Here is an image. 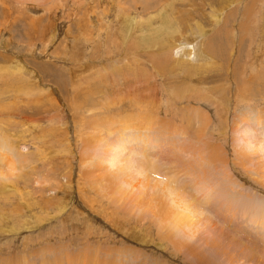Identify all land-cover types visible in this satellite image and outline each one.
<instances>
[{"label": "rangeland", "instance_id": "obj_1", "mask_svg": "<svg viewBox=\"0 0 264 264\" xmlns=\"http://www.w3.org/2000/svg\"><path fill=\"white\" fill-rule=\"evenodd\" d=\"M0 264H264V0H0Z\"/></svg>", "mask_w": 264, "mask_h": 264}, {"label": "bare ground", "instance_id": "obj_2", "mask_svg": "<svg viewBox=\"0 0 264 264\" xmlns=\"http://www.w3.org/2000/svg\"><path fill=\"white\" fill-rule=\"evenodd\" d=\"M189 53H191V52H189ZM179 62H181V61H179ZM130 126V125H129ZM145 129V128H144ZM110 149V148H109ZM111 150H112V148H111ZM111 150H107V151H109V152H111ZM122 151H121V153L122 154H125V158L124 159H126V160H128V163L130 162V160H131V157L132 156H130L129 154H126V151H125V149L123 148V149H121ZM113 151V150H112ZM120 153V152H119ZM110 154V153H109ZM111 155H113V154H111ZM142 155V154H141ZM109 156V155H108ZM110 157H112V156H110ZM109 157V158H110ZM118 157H116V159H117ZM110 159H112V158H110ZM113 159H115V158H113ZM109 160V159H108ZM111 161V160H110ZM115 161V160H114ZM123 161V160H122ZM125 161V160H124ZM112 163H113V161H111ZM148 162H149V160H148V158L147 157H145L144 155H142V157L140 158V160H139V165H138V169H140V170H142L141 171V174H143V175H146L148 172H150L151 173V171L154 169L153 168V166H151L150 165V162H149V165H147L148 164ZM115 163V162H114ZM113 163V164H114ZM124 163H126V162H124ZM123 163V164H124ZM111 163H109V165H110ZM121 164H122V162H121ZM122 164V165H123ZM130 164V163H129ZM132 164V163H131ZM130 164V165H131ZM110 166H112V165H110ZM115 165H113V167H114ZM124 166V165H123ZM116 167V166H115ZM130 167H132L133 168V166H130ZM117 168H119V167H117ZM124 168V167H123ZM131 168V169H132ZM110 169V168H109ZM113 169V168H112ZM111 169V170H112ZM116 169V168H115ZM122 170V169H121ZM126 170V169H125ZM128 170H130V169H128ZM117 172V171H116ZM140 172V171H139ZM170 185V184H169ZM171 186L172 187H174L175 188V186L173 185V184H171ZM171 187V188H172ZM169 192V191H168ZM202 196V195H201ZM191 204V203H190ZM189 205V204H188ZM186 208H184V209H186V210H189V208L187 207V206H185ZM190 220H189V217L187 216V214L184 212V211H182V214H180L179 216H176V218H175V224H177V225H179V226H181V225H184V226H188V224L187 223H190L189 222Z\"/></svg>", "mask_w": 264, "mask_h": 264}]
</instances>
